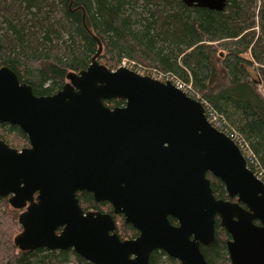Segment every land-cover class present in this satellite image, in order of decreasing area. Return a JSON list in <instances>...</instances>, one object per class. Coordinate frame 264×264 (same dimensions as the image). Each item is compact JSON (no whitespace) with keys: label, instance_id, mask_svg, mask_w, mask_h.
<instances>
[{"label":"water","instance_id":"water-1","mask_svg":"<svg viewBox=\"0 0 264 264\" xmlns=\"http://www.w3.org/2000/svg\"><path fill=\"white\" fill-rule=\"evenodd\" d=\"M182 2L221 12L227 0ZM96 58L51 96H35L0 67V123L29 143L16 150L0 139V197L25 209L15 246L71 249L92 264H149L155 250L180 264H207L201 246L215 243L218 217L229 264H264V183L236 144L170 82L109 70ZM111 99L124 105L105 106ZM207 174L228 200L214 197ZM78 192L107 202L138 236L120 240L110 215L83 212Z\"/></svg>","mask_w":264,"mask_h":264},{"label":"trees","instance_id":"trees-1","mask_svg":"<svg viewBox=\"0 0 264 264\" xmlns=\"http://www.w3.org/2000/svg\"><path fill=\"white\" fill-rule=\"evenodd\" d=\"M94 56L109 70L126 62L140 75L189 84L221 127L237 135L248 168L264 183V0H227L221 12L182 0H0V67L35 96L60 91L67 76L85 70ZM0 139L16 150L29 146L26 135L6 123H0ZM206 176L214 197L227 199L223 184ZM76 197L84 212L107 206L120 240L138 236L108 203L86 192ZM19 213L0 197V264H92L71 249L19 250ZM214 235L213 245L201 246L205 261L229 264V235L218 217ZM149 264L180 263L155 250Z\"/></svg>","mask_w":264,"mask_h":264},{"label":"built area","instance_id":"built-area-1","mask_svg":"<svg viewBox=\"0 0 264 264\" xmlns=\"http://www.w3.org/2000/svg\"><path fill=\"white\" fill-rule=\"evenodd\" d=\"M121 67L127 68V69L135 72V68L132 65L127 64L126 62H122ZM137 74H139V73H137ZM151 78L156 79V80L163 82V83L170 82L175 88H177L178 90H181L188 97L200 102L205 109V116H206L208 123H210L215 129H217L219 132L225 134L229 139H231L236 144V146L238 147V149L240 150V152L243 155V152H245L246 150L244 149L243 144L237 138V135L235 133L228 132L224 128L221 127V125L216 121V116L210 111V109L207 108V105L205 103L199 101L198 98L194 96V93L191 91V86L189 84H187V85L182 84L181 82H179L177 80H173L169 77L154 76ZM221 129H223V130H221ZM243 157H244V155H243ZM256 177L261 180L260 176H256Z\"/></svg>","mask_w":264,"mask_h":264},{"label":"flooded vegetation","instance_id":"flooded-vegetation-1","mask_svg":"<svg viewBox=\"0 0 264 264\" xmlns=\"http://www.w3.org/2000/svg\"><path fill=\"white\" fill-rule=\"evenodd\" d=\"M90 194V193H89ZM76 195H77V193H76ZM92 195V194H91ZM93 197V196H92ZM7 198V200H8V203H9V197H6ZM93 200H94V198H93ZM225 200H228V199H225ZM95 201V200H94ZM96 202V201H95ZM231 202H235V199H233V200H231ZM97 203H104V202H97ZM107 203V202H106ZM103 207H105V208H102L100 211L99 210H88V211H86V212H95V213H97V212H99V213H101V214H108V215H110L111 217H112V215L111 214H109V211H108V208H107V206H103ZM107 209V210H106ZM16 210H19L20 211V213H19V216L25 211V209L23 208V209H16ZM84 212V211H83ZM111 212H112V214L113 215H115V216H117V217H123L122 215H116V214H114V212H113V209H112V207H111ZM112 219H113V217H112ZM123 219H124V217H123ZM114 220V219H113ZM115 222V221H114ZM18 224H19V222H18ZM116 225V224H115ZM116 229V228H115ZM21 232V231H20ZM19 232V233H20ZM124 240H128V239H124ZM131 240V239H130ZM46 250V249H45ZM49 251V250H48ZM167 256V255H166Z\"/></svg>","mask_w":264,"mask_h":264},{"label":"rangeland","instance_id":"rangeland-1","mask_svg":"<svg viewBox=\"0 0 264 264\" xmlns=\"http://www.w3.org/2000/svg\"><path fill=\"white\" fill-rule=\"evenodd\" d=\"M133 66V65H132ZM119 67H121V65L119 66ZM134 67V66H133ZM263 94H264V91H263ZM19 226V225H18ZM20 227V226H19Z\"/></svg>","mask_w":264,"mask_h":264}]
</instances>
